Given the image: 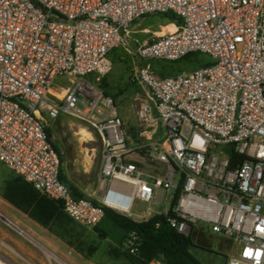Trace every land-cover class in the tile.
Instances as JSON below:
<instances>
[{
  "label": "built area",
  "instance_id": "2783aa9c",
  "mask_svg": "<svg viewBox=\"0 0 264 264\" xmlns=\"http://www.w3.org/2000/svg\"><path fill=\"white\" fill-rule=\"evenodd\" d=\"M156 13L174 15L173 27L140 45L137 60L198 53L210 64L165 77L148 63L137 68L149 91L135 104L139 166L112 98L94 82L111 70L109 54L126 46L131 24ZM62 78L71 86L59 98ZM44 115L82 119L100 136L96 203L59 178ZM229 148L244 156L232 168ZM0 163L85 227L104 208L131 216L137 199L140 220L160 215L183 235L230 239L224 264H264V0H0ZM0 264L11 262L0 254Z\"/></svg>",
  "mask_w": 264,
  "mask_h": 264
},
{
  "label": "rangeland",
  "instance_id": "374dc122",
  "mask_svg": "<svg viewBox=\"0 0 264 264\" xmlns=\"http://www.w3.org/2000/svg\"><path fill=\"white\" fill-rule=\"evenodd\" d=\"M169 24L170 21L159 13L149 14L134 21L129 28L126 46L116 48L109 54L111 70L98 82H94L101 93L112 98L115 114L122 122V130L127 139L128 148L132 151L128 158L139 166H142V160L137 156L141 152L138 150L140 144L139 123L135 115V104L139 95L144 92L149 93V91L141 89L135 80L134 73L137 68L141 64L148 63L156 76L165 77L210 64V58L198 53H191L177 61L150 59L142 62L137 60L135 56L137 48L148 43L156 35L169 30L171 28ZM93 78V75L85 77L90 81H93ZM70 86V81L62 78L54 84L53 92L60 98L63 90ZM44 119L50 130L51 141L58 148L60 169L66 181L85 196L98 201L103 191L98 179L103 153L100 136L90 123L76 117L60 115L56 119L49 120L44 115ZM86 132L90 140L84 136ZM146 166L145 171L150 172L148 169L150 162H146ZM3 168L12 173L0 163V169ZM126 188L130 189V186ZM144 207L145 203L135 199L131 209L132 215L129 217L138 220V215ZM1 215L8 218L38 244L67 263L74 264L75 254L69 252L60 240L43 230L24 214L14 208H9ZM80 225H77L76 229L87 237L89 243L98 247L93 254L94 260L97 261L111 262L106 248L115 246L124 249L127 240L131 237V235L125 237L123 230L106 218H103L95 227L81 225L83 227L81 228ZM29 237L23 233L20 234L0 220V254L7 257L11 264H27L23 259L31 264H49L42 253L46 250ZM190 239L195 245L191 248V252L202 264H224L225 257L230 253L233 244L228 238L199 229H193ZM50 261L51 264H57L53 259ZM121 261L123 260L119 259L112 263Z\"/></svg>",
  "mask_w": 264,
  "mask_h": 264
},
{
  "label": "trees",
  "instance_id": "16d2710c",
  "mask_svg": "<svg viewBox=\"0 0 264 264\" xmlns=\"http://www.w3.org/2000/svg\"><path fill=\"white\" fill-rule=\"evenodd\" d=\"M162 15L170 23L175 22V17L171 13ZM46 132L53 149L59 155L47 127ZM226 152L231 168L244 159V156L232 148ZM59 178L68 185L73 196L87 197L66 181L61 169ZM0 197L84 257L93 256L97 250L98 247L89 243L87 237L76 229L79 224L64 212L60 202L44 196L20 176L13 172L9 173L4 168L0 169ZM103 218L122 229L125 237L131 235L124 249L115 246L106 248L110 260L122 259L126 264H149L152 261L160 264H202L191 252L195 245L190 236L179 233L160 215H152L144 220H133L104 208Z\"/></svg>",
  "mask_w": 264,
  "mask_h": 264
},
{
  "label": "crops",
  "instance_id": "0c3cea01",
  "mask_svg": "<svg viewBox=\"0 0 264 264\" xmlns=\"http://www.w3.org/2000/svg\"><path fill=\"white\" fill-rule=\"evenodd\" d=\"M169 25H171V28L172 29V23H170ZM169 29V30H170ZM9 208H14L13 206H11L8 202H6L4 199H2L0 197V211L1 213L3 214V212L7 211ZM15 209V208H14ZM17 210V209H16ZM20 212V211H19ZM0 213V214H1ZM22 213V212H21ZM23 214V213H22ZM24 216H26L24 214ZM5 217V216H4ZM27 217V216H26ZM6 218V217H5ZM9 222H11L8 218H6ZM30 219V218H29ZM31 220V219H30ZM140 220V219H138ZM33 221V220H32ZM34 222V221H33ZM12 223V222H11ZM13 224V223H12ZM37 224V223H36ZM14 225V224H13ZM15 226V225H14ZM40 226V225H39ZM17 227V226H16ZM41 227V226H40ZM18 228V227H17ZM43 230L47 231L45 228L41 227ZM20 231H22L20 228H18ZM48 232V231H47ZM22 233L24 235H26L27 237H29L25 232L22 231ZM49 233V232H48ZM50 234V233H49ZM52 235V234H51ZM54 236V235H52ZM55 237V236H54ZM31 240H33L31 237H29ZM57 238V237H56ZM58 239V238H57ZM60 240V239H58ZM35 243H37L35 240H33ZM61 241V240H60ZM66 247L67 249L69 250V252L75 254L76 256V260H74V264H126L124 261H121V262H115V263H112L114 261H117V260H112L111 262H102V261H97V260H94V256H91L89 258H86L84 257L83 255L77 253L73 248H71L70 246H68L66 243H64L63 241H61ZM38 244V243H37ZM40 245V244H38ZM41 247H43L42 245H40ZM44 248V247H43ZM44 250H46L47 252L51 253L52 255H54L59 261L63 262L64 264H69L67 263L66 261H64L63 259L59 258L57 255H55L54 253H52L51 251L47 250L46 248H44ZM160 264L159 262L157 261H152L150 262L149 264Z\"/></svg>",
  "mask_w": 264,
  "mask_h": 264
},
{
  "label": "water",
  "instance_id": "95a60500",
  "mask_svg": "<svg viewBox=\"0 0 264 264\" xmlns=\"http://www.w3.org/2000/svg\"><path fill=\"white\" fill-rule=\"evenodd\" d=\"M0 220L3 221L5 224L13 228L14 230L18 231L20 234H22V231H20L16 226H14L11 222H9L4 216L0 214Z\"/></svg>",
  "mask_w": 264,
  "mask_h": 264
},
{
  "label": "bare ground",
  "instance_id": "6f19581e",
  "mask_svg": "<svg viewBox=\"0 0 264 264\" xmlns=\"http://www.w3.org/2000/svg\"><path fill=\"white\" fill-rule=\"evenodd\" d=\"M84 136L87 138V140H90V137H89V135L87 134V132L84 134ZM44 252H45V254H46L48 257H51V256H52L49 252H47V251H44Z\"/></svg>",
  "mask_w": 264,
  "mask_h": 264
}]
</instances>
